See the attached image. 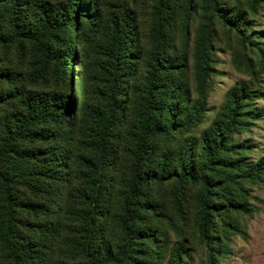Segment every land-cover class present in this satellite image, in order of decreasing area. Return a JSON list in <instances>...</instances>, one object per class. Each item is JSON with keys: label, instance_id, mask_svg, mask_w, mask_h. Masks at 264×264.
<instances>
[{"label": "trees", "instance_id": "obj_1", "mask_svg": "<svg viewBox=\"0 0 264 264\" xmlns=\"http://www.w3.org/2000/svg\"><path fill=\"white\" fill-rule=\"evenodd\" d=\"M137 1L113 9L105 0H0V64L13 49H30L38 79L54 82L48 92L28 90L0 67V84L15 85L0 91L10 110L0 120V264H181L180 247L160 243L174 222L150 195L152 184H172L177 211L196 194V234L208 242L216 219L247 212L234 192L264 184V157L246 161L247 145L233 141L262 115L249 109L260 96L249 82L233 85L210 126L192 135L206 105L189 99L186 81L196 94L210 86L213 23L196 28L189 63L168 32L175 0H154L158 36L146 52ZM181 1L189 18L209 11L252 45L239 8ZM85 59L93 76L75 73L71 96V65L85 68Z\"/></svg>", "mask_w": 264, "mask_h": 264}, {"label": "rangeland", "instance_id": "obj_2", "mask_svg": "<svg viewBox=\"0 0 264 264\" xmlns=\"http://www.w3.org/2000/svg\"><path fill=\"white\" fill-rule=\"evenodd\" d=\"M80 1L88 2V0ZM204 1L192 0L193 5H196L198 9ZM106 2L113 9H119L120 6L125 5L123 0H105ZM181 2V0H175L176 5L173 6L167 24L169 36L177 52L185 54L189 63L191 62L195 30L201 20L213 23L215 35L212 48V73L208 90L205 94H196L191 79L189 78V83L186 81L193 91V97L191 95L189 99L204 100L206 105L202 124L192 132V135L199 139L202 131L210 126L225 101L227 92L233 85L249 82L253 91L260 95L259 98L251 101L249 109L261 111L262 115L252 119L248 129L235 133L233 141L247 145L248 148L245 149L242 157L246 161L255 163L264 157V71H261L259 66V61L264 60V0H218L219 9L223 7L220 10L228 9L231 12L237 7L242 11V17L238 16V18L240 20L243 18L246 25L241 29H245L246 32H244L251 36L252 45H245L238 32L229 30L219 18L212 16L209 11L207 15H202L199 11L197 16L189 18L180 8ZM135 9L138 12L136 22L140 45L148 52L158 36L155 2L154 0H138ZM207 9L208 6H206ZM185 27L188 29V35L185 33ZM258 36L261 38H257ZM74 50L80 52L79 46ZM32 63L30 49H26L22 54L17 49H13L8 60L1 63L0 67L10 68L12 72L19 74L18 87L33 91H50L53 80L50 82L38 79V72L35 71ZM78 63V61L72 63L71 71L67 76V90L71 96L76 94L75 73L84 72L85 75L89 73L90 77L93 76V67L90 68L91 60L85 59V68ZM91 83L86 90L90 95L89 100H93L90 94L93 89ZM12 87L15 85L3 82L0 84V91ZM9 111V107L1 105L0 120ZM243 188V192H234V197L239 203L246 205L247 212H227L226 216H223L226 224L216 219V226L211 232L216 238L208 242L196 234L199 212L196 194L182 198L179 202L180 211H177L174 208L176 194L172 192V184L166 181L162 184H152L150 195L164 206L162 211L171 216L174 222L173 229L168 226L164 227L160 243L166 245L169 250L173 246L180 247L181 264H264V184L246 183ZM168 258L169 254L166 260ZM158 263L165 264V261Z\"/></svg>", "mask_w": 264, "mask_h": 264}]
</instances>
